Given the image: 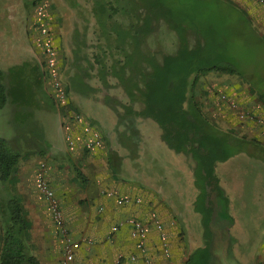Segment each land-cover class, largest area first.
<instances>
[{
    "label": "crops",
    "instance_id": "1",
    "mask_svg": "<svg viewBox=\"0 0 264 264\" xmlns=\"http://www.w3.org/2000/svg\"><path fill=\"white\" fill-rule=\"evenodd\" d=\"M17 1L24 12L17 14L11 9L0 10L1 44L3 41V45L15 48L9 56L0 54V69L4 72L6 86H16L6 106L10 108L8 119L12 131L8 130L6 124L4 128L7 127L8 132L0 136L13 140L16 133L13 126L14 111L18 114L24 110L25 130L22 134L25 133V141H43L48 155L55 151L65 154L71 147L65 140L63 125L69 122L58 108L59 104H54L51 87L45 85L44 78L42 88L36 90L37 94L34 93L35 88L30 91L27 87V83L31 84L35 76L30 68L38 67L40 72L39 60L43 55L42 45L34 39L37 30L31 31L30 24L29 7L35 5L36 0ZM22 16L25 22L15 24V19ZM257 34L263 37L261 32ZM84 50H88L86 45L75 43L70 57L72 59L67 62V66L57 55V68L67 92L66 102L83 115L85 121L99 123L107 130L111 141H104L103 147L86 156L85 167L92 172L91 180L87 183L86 215L71 214L69 208L65 212L75 240L80 242L74 264H117L120 256V264H145L143 254L136 250L130 227L125 222L129 216L146 224V255L154 264H180L181 253L177 242L178 238L184 242L187 235L179 236L170 228L169 234L174 237V241L171 255L165 254L162 246L164 240L155 216L158 214L161 220L174 226L170 212H176L183 218L186 211L194 208L199 212L204 209L198 202L202 191L201 185L196 184V177L194 180L195 160L191 154L171 148L163 138L159 124L150 117L140 115L144 109L140 101L132 103L128 98V104L119 107L116 104L111 106V100L106 98L104 101L111 113L110 120L106 122L94 95L105 88L110 89V86H106L109 77L105 79L98 73L92 59L78 57L80 51ZM23 66L25 77L21 74L24 70H19ZM225 74L218 71L200 73L201 76ZM228 96L242 102L243 108L264 116V98L260 92L242 91L234 86ZM256 98L262 101L258 102ZM50 114L55 116V124L64 140L54 146L46 131ZM206 115L214 128L221 131L220 136H226L234 145H247L228 159L215 164V177L224 196L217 191L210 193L212 212L208 219V230L197 240L202 243L198 249H205L208 258L215 253L218 259L230 257L235 264H264V149L259 147V141L264 140V127L241 119L237 109L225 107L220 101H214L212 110L209 111L208 107ZM237 131L243 134L240 141L235 138ZM177 160L182 163L179 167L175 166ZM55 161L51 159V163L45 162L48 173L49 163L56 169ZM121 198H129L130 202L120 204L117 200ZM73 205L78 208L77 202ZM26 210L32 227L31 254L38 259L39 264H61L62 247L60 249L46 209L34 204L32 208L26 207ZM247 210L255 212L245 218L243 214ZM251 217L253 222L250 225ZM181 224V229L186 228L185 221ZM193 253L185 256L186 261L182 264H189ZM131 254L137 255L136 261L129 259Z\"/></svg>",
    "mask_w": 264,
    "mask_h": 264
},
{
    "label": "rangeland",
    "instance_id": "2",
    "mask_svg": "<svg viewBox=\"0 0 264 264\" xmlns=\"http://www.w3.org/2000/svg\"><path fill=\"white\" fill-rule=\"evenodd\" d=\"M23 1L25 2V0ZM103 1L106 3L105 9L108 11L109 15L111 14V16H113L112 21L117 23L119 27H128L130 22L135 21L133 16L122 13V11L119 10V7L121 6L117 3V0ZM229 1L235 4L239 9L243 10L248 16L250 22L247 23L245 19L241 18L242 16L235 12L234 7L230 2L206 0L204 1V5H199V3L195 4L198 5L197 13L199 17H204L202 13L204 11H208L205 17L212 15L213 21L216 20L218 26L220 27L219 29H223L222 37L224 40L228 41H225L228 49V52H226V57H228L227 60L228 62L232 63L240 72L227 73L223 76L198 75V79H195L192 75L189 79L190 82H192L190 94L196 96V100L200 105L202 114L207 119L208 116L206 113L208 111V107L210 111L212 110L214 101H220L225 107L229 106L233 109H237L241 119H247L252 123H256L264 127V116L258 114L257 112H252L251 110L249 111L243 108L242 102H239L233 96H228L234 86H237L238 89L242 91H250L251 93L252 91L260 92L261 94L264 93V5L260 4L256 0H254L256 2L253 0ZM137 3L138 5H142L140 7L142 9L141 11H143L145 7L144 4L139 1H137ZM175 4L177 7H182V15H187L189 10H192L194 5V3L188 2V0H175ZM97 7L98 6L94 0H36V4H32L29 7V11H31V13H29L31 16V31H34L35 29L37 30L34 39L38 41L42 47L47 39L51 40L56 48L59 60L61 59L65 66H67V62L72 59L70 57H72V50L75 48V43L81 42L88 47V50L83 51L86 55V58L92 59L99 73L101 68L100 64L103 63L104 60L107 61V63H111L113 59H123L124 55L122 51L118 50L115 46H112V49L107 51L106 55H103L102 52H100L98 45H105V43L107 44V38L102 35V30L100 29L97 19L94 15L95 13L93 14L92 12V10H95ZM1 9L2 11L11 9L17 14L20 11L24 12L21 10V8H19L17 0H1L0 10ZM108 13L106 12V14ZM15 21V24L24 23L25 17L22 16L18 19H15ZM39 28L47 29L49 36L41 34ZM258 32L262 33V38L259 37L257 34ZM219 35L221 34H218V36ZM114 39L115 36L112 37V41ZM193 44L194 40H192V45ZM0 46V48L3 47V49H0V54L3 56H9L12 49H15L10 48L11 46L9 45H3V41L1 44V40ZM178 46L179 34L165 21H162L159 24L158 29L142 44L145 54L147 56H155L159 59V61H161L160 59L165 54H175L177 52ZM128 49L131 50L130 47ZM102 56H105L104 60L101 58ZM78 57H81V52L79 53ZM64 69L65 68L63 67V71ZM21 74L25 77V70ZM94 83H96V80ZM107 84L106 86H110V89L105 88V90L102 92H98L94 95V98L96 99L95 102L100 109L101 116L106 122L110 120L111 115L109 111L110 108L105 104L104 101L106 98L111 100V106L116 104L121 107L124 103L128 104L129 102L127 97L128 95L124 92L122 87L118 86V82L115 77L109 76ZM65 93L67 94L66 91ZM256 99L258 102L262 101L261 98ZM66 101L67 100L65 98L64 103L59 104L58 108L62 112V115L65 116L66 120L68 118L69 123L64 124L63 129L65 140L68 142L73 141V144H70L69 142V148L71 147V149L65 154H59V151H55L52 155H48L49 153L46 152V145L43 141H25V139H22L20 142L23 149V158L17 165V168L13 174V178L6 184L0 181V251L2 247L3 234L8 224L6 214L7 205H5V202L7 199L11 198V196H17L21 200V204L27 214L28 212L26 207L32 208L34 204L42 205V207L46 209L48 219L52 223L53 229L55 231V237L60 249L62 247V264L64 244L61 237L59 236L49 200L41 192L38 186V176L41 173V168H44V177L55 192L56 199L64 217V222L68 227L76 245V257V251L79 248L80 242L75 240L72 229L68 224L65 212L66 209L69 208V212L71 214L74 213L80 216L86 215L84 206L86 202V193L89 189V184L87 183L91 180L92 172L87 170L85 167V159L86 156H88L91 152L94 153L98 151L99 148L103 147L104 141H111V138H109L107 130H105L99 123L85 121L82 117L83 115L81 116V114L78 113L76 109ZM9 113L10 108L6 107L0 110V134H5V131L8 132L7 127L10 132L12 131V127L8 119ZM55 119V116L50 114L46 123V131L49 138L52 140L51 143L53 146L60 144V142H64L62 134L58 129V126L55 124ZM6 124L7 127L4 128ZM219 132L221 133L220 130ZM22 135H25V133ZM233 136L235 137V135ZM242 137V132L237 131L235 137L239 139L237 141L242 140ZM91 141H101V143L99 145L89 147L88 143ZM35 142H38V145L33 144ZM259 143L261 144L259 147L264 149V140L259 141ZM245 144L247 145V143ZM242 145L245 147L244 144ZM40 149H42L43 154L39 153ZM51 159L56 160L54 162L56 169H53L52 164H50ZM174 159L175 157H173V160ZM45 162H50L49 173L46 171L47 165ZM43 164L45 167H42ZM181 165L182 163L178 160L175 162L176 167ZM159 171H157V173H159ZM79 172H81L83 177L86 179L85 181H83L82 177L79 175ZM195 177L196 176L194 175V180ZM70 193H73V195L71 196ZM205 199V194H202L200 201L198 202L200 205L203 203L204 206L207 207L205 204ZM76 202L78 203V208H75L73 205L76 204ZM254 212L255 211L247 210V212L243 214V217L248 218ZM169 216L174 226L169 225L164 220H161L158 214L155 216L158 226L160 225L161 227L159 231L162 233V239L164 240V243L162 242V246L166 252L165 254L169 256L171 255V249L173 245L172 240L174 241V237H171L169 234V229L172 228L173 231L175 230V233L179 234V236L187 235L185 236L184 242H182L180 238H178L179 242H177L178 251L181 253L179 256L180 264H182L183 261L185 262L186 260L184 257H188L192 252L194 253L191 256L189 264H235V262L230 257H228L226 260L222 257L221 259H218L217 256H215V253H212V257L208 258L209 254L207 256V253L204 251L205 249H198V246H200L202 243H199L197 240L201 238L203 232L206 231L204 224V211L198 212L193 208L190 211H186V213L183 215V218H181L176 212H170ZM129 218L135 217L129 216L125 222L127 226L130 227V235L135 240L136 250L143 254L144 258L142 259L145 264H154L152 259L146 255V240L145 246L142 249L137 246V240L132 234V227L127 222ZM183 221H185L186 228L181 229L183 227L181 224ZM252 222L253 218L251 217L249 221L250 225ZM144 225L146 226L145 223ZM31 228L32 227H30V229ZM30 229L26 232V241L28 243V251L31 254L30 251L32 244L30 242ZM187 239L194 241H186ZM129 259L136 261L137 255L131 254ZM121 261L122 257L120 256L118 257L117 264H120ZM74 263L75 260L73 264Z\"/></svg>",
    "mask_w": 264,
    "mask_h": 264
},
{
    "label": "trees",
    "instance_id": "3",
    "mask_svg": "<svg viewBox=\"0 0 264 264\" xmlns=\"http://www.w3.org/2000/svg\"><path fill=\"white\" fill-rule=\"evenodd\" d=\"M94 1L98 7L92 12L95 13L101 33L107 38L108 44L98 45L100 52L106 55L107 51L115 46L124 55L123 59H113L111 63H107L105 56H102L104 62L100 64L99 73L105 79L109 76L115 77L118 86L122 87L132 103H142L144 109L140 115L150 117L159 124L163 138L171 148L191 154L196 164V184L201 185L200 197L202 194L206 196L207 207L203 203L201 205L204 208L202 211L205 213V226L208 230V219L212 212L210 193L217 191L224 196L215 177V164L245 148L240 143L232 144L226 136H220L219 130L203 116L196 96L190 94L192 82L189 79L192 75L198 79L200 73L209 71L240 72L227 60L228 41L222 37L223 29H219L212 15L205 17L208 11L202 13L204 17H199L198 5L195 3L204 5L206 0H188L194 3L189 15H182V7H177L175 0H117L121 6L119 10L135 19L125 28L112 21L113 16L105 9L106 3L103 0ZM137 1L144 4V12L141 11L142 5H138ZM230 3L235 12L248 23L246 14ZM162 21L177 31L179 46L175 54H165L159 61L155 56H147L142 44L158 29ZM113 36L115 39L112 41ZM80 52L81 57L85 59V53ZM24 68L25 66L19 70L23 71ZM30 71L35 76L31 84L27 83V87L30 91L35 88L34 93L37 94L36 90L43 86V74L41 71L40 74L38 67L30 68ZM107 82L106 79V84ZM15 89L16 86H6L4 72L0 69V110L9 104L10 93ZM261 96L264 98V93ZM13 126L16 132L13 140L0 136V181L4 184L11 181L17 165L23 158L20 141L27 140L22 135L25 130L24 110H20L18 114L14 111ZM33 144L38 145V142ZM39 153L43 154L42 149ZM79 175L83 181L86 180L81 172ZM5 205L8 224L2 238L0 264H39L38 259L28 251L26 232L30 229L31 222L27 219L21 200L17 196H11Z\"/></svg>",
    "mask_w": 264,
    "mask_h": 264
},
{
    "label": "built area",
    "instance_id": "4",
    "mask_svg": "<svg viewBox=\"0 0 264 264\" xmlns=\"http://www.w3.org/2000/svg\"><path fill=\"white\" fill-rule=\"evenodd\" d=\"M260 4L264 5V0H256ZM40 29V28H39ZM40 33L43 35H48V30L41 28ZM43 57L39 60V66L43 74L44 82L46 86H50L53 91V97L56 104H63L66 98V93L63 88L62 79L57 68L58 58L57 51L54 44L51 40L47 39L43 44ZM70 144H73V141H69ZM101 141H91L88 143L89 147L99 145ZM42 167H45L43 164ZM44 168H41V173L38 176V186L41 192L47 197L50 203V207L53 213L54 221L61 237L64 247H63V260L62 264H73L75 260V250L76 245L73 241V238L70 234L68 227L64 222V217L60 209L59 203L56 199L55 192L50 184L47 182L44 177ZM129 198H121L118 200V203L124 204L129 203ZM132 227V234L137 240V246L143 248L145 246V240L147 238V228L144 223L136 218H129L127 221ZM160 229V225L158 226ZM164 237V235H163Z\"/></svg>",
    "mask_w": 264,
    "mask_h": 264
}]
</instances>
